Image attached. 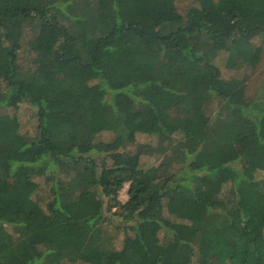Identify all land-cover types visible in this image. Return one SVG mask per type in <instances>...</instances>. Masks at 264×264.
Returning <instances> with one entry per match:
<instances>
[{
  "label": "trees",
  "instance_id": "trees-1",
  "mask_svg": "<svg viewBox=\"0 0 264 264\" xmlns=\"http://www.w3.org/2000/svg\"><path fill=\"white\" fill-rule=\"evenodd\" d=\"M175 1L0 0V264H264V0Z\"/></svg>",
  "mask_w": 264,
  "mask_h": 264
},
{
  "label": "rangeland",
  "instance_id": "rangeland-1",
  "mask_svg": "<svg viewBox=\"0 0 264 264\" xmlns=\"http://www.w3.org/2000/svg\"><path fill=\"white\" fill-rule=\"evenodd\" d=\"M177 11L179 12V15L183 16L186 9L191 5V0H176L175 1ZM252 41V44L258 49L257 51V63L255 67L251 70L246 69H232L228 67L225 64V53H220L214 60L215 65L218 67L220 74L223 78L229 79V78H236V77H242L243 75H246V81L244 85V94L245 97L248 99H256L259 101H264V37L256 36ZM28 61V55L21 51L19 53V64L21 66H26ZM245 72V73H244ZM0 113H6L10 116L11 120L10 123L16 128V130L23 135H33L36 131V117H35V110L33 107L29 106L26 103H19L15 107H12L11 109L1 110ZM110 136L107 132H102L98 135V139L105 140ZM154 139L152 137L139 134L135 137L136 142L145 143V142H152ZM236 161L238 162L239 166L243 169H245V172L247 175H254L256 176H262L264 177V171L257 172L254 169L253 164L246 163V165H243V163L240 161V156H237ZM158 161L157 156H148V155H142L140 157V163L142 166H150L156 164ZM243 161V160H242ZM245 164V162H244ZM245 166V167H244ZM243 169V170H244ZM34 181L37 182L38 187L34 194L32 195L33 198H36L39 200L40 203H42L45 199L46 195V188L41 183L40 178H34ZM127 184H124L117 195V200L120 203H123L127 196ZM109 225L107 226V229H111L112 227L110 225H120L122 226V223L119 222L114 216H111V221L109 220ZM114 232V231H113ZM148 235V233L146 232ZM124 236L123 230H118L117 232H114V240H113V246L115 249H118L121 245V240ZM75 264H85L82 262H77Z\"/></svg>",
  "mask_w": 264,
  "mask_h": 264
}]
</instances>
